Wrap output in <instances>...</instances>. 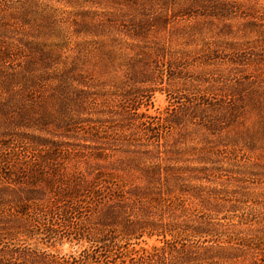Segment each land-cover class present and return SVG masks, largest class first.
Segmentation results:
<instances>
[{
    "label": "rangeland",
    "instance_id": "1",
    "mask_svg": "<svg viewBox=\"0 0 264 264\" xmlns=\"http://www.w3.org/2000/svg\"><path fill=\"white\" fill-rule=\"evenodd\" d=\"M0 264H264V0H0Z\"/></svg>",
    "mask_w": 264,
    "mask_h": 264
}]
</instances>
